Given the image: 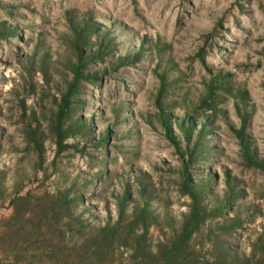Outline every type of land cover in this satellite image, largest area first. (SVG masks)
I'll return each mask as SVG.
<instances>
[{"label":"rangeland","instance_id":"1","mask_svg":"<svg viewBox=\"0 0 264 264\" xmlns=\"http://www.w3.org/2000/svg\"><path fill=\"white\" fill-rule=\"evenodd\" d=\"M86 20L115 45V55L140 52V59L114 70L112 54L88 64L91 71L109 69L97 86L82 83L74 116L92 122L87 132L70 134L65 142L72 146L57 154L49 125L75 61L70 22L81 27ZM11 28L19 38H11ZM210 87L214 114L200 102ZM237 107L248 114L247 131L264 160V0H0V264H74L71 256L59 257L58 232L68 218L50 221L48 210L39 213L51 201L41 195L56 198L69 187L82 197L72 204L73 215L89 226L115 221L126 192L129 213L146 203L155 217L148 230L152 249L178 230L190 202L180 189L186 155L178 130L179 150L166 137L159 109L174 127L211 120L205 136L211 150L188 166L196 186L209 179L207 208L223 199L227 173L239 191L191 244L204 259L225 246L249 256L264 233V170L240 156L229 128L240 124ZM31 127L41 136L42 161L27 139ZM106 130L108 141L97 145ZM26 194L34 196V214L9 225L15 204L20 207L13 200ZM80 238L67 234L66 245ZM127 253L115 248L112 264H126Z\"/></svg>","mask_w":264,"mask_h":264},{"label":"trees","instance_id":"2","mask_svg":"<svg viewBox=\"0 0 264 264\" xmlns=\"http://www.w3.org/2000/svg\"><path fill=\"white\" fill-rule=\"evenodd\" d=\"M73 38L71 39V49L75 55V61L69 63L71 78L66 84V89L61 93L60 98L56 101V110L49 129L54 137L57 154L72 146L67 144L65 139L70 134L76 132L85 133L92 121L89 123L86 117L80 114L74 116V110L81 107L80 92L83 82L96 84L101 83L104 74L109 70L108 67L96 68L90 70L86 68L90 62L103 61L108 55H111V69H117L121 65L135 63L140 59V52L133 55H115V45L109 40L103 39V35L99 34L98 25L89 20L83 22V25L75 26L73 21L70 22ZM92 33H95L96 39H92ZM4 35V33H1ZM11 38H19L16 28L9 29ZM94 40V41H93ZM200 60L203 56L198 53ZM96 88V87H95ZM228 88H225L227 91ZM161 92V90H160ZM213 87H210L206 97L200 102L206 109L214 114L216 110V102L214 99ZM240 124L238 127L229 125L234 134L238 146L239 153L243 162L247 166L257 167L264 170V160L258 158L257 148L254 141L247 131L248 114L240 113ZM158 120L163 128L166 137L179 150V140L177 139L178 130L181 133L184 148L181 150L186 155L184 161L183 177L180 189L190 198L188 210L182 214L181 223L178 230H173L165 241L158 244L154 250L148 242V230L155 220V217L146 203H136L132 206L131 212L127 211L126 200L128 194L125 192L122 197L117 200V218L115 221H107L104 225L94 227L85 224L79 215H73L72 204L82 197L77 193L72 195V187L65 188L60 191L58 197L50 193H44L42 198L50 197V202L40 205L39 213L47 214L49 211L50 221L67 217L69 226L67 229H59V243L63 244L59 249V257L73 258L74 264H112L110 256L114 254L117 247H124L127 253L126 264H264V233H260L251 243V254L249 256H238L233 254L227 246L222 249V254L214 255L211 260L201 258L198 252L191 244L193 234L205 223L206 219L214 215L221 214L223 209L230 206L231 201L238 197L239 191L235 190L236 185H232L230 177L227 173L226 182L227 189L222 200L212 204L210 209L207 208L204 198L207 191V182L203 185H195L191 181V173L188 166L201 158L204 154L211 150L210 143L205 141L207 133L211 132L209 125L211 120L205 119L200 125L191 119L182 120L177 127L173 126L170 114L162 109L157 112ZM90 119H94V116ZM28 141L36 149L40 160H43V148L41 136L34 128H29L26 132ZM109 131L106 130L103 135H99L96 139L97 145H105L108 141ZM144 189H142L143 192ZM34 198L31 194L17 197L19 206L15 204V211L10 218L9 225L14 224L13 221L22 220L24 214H34L35 203L31 201ZM41 215L38 218L40 221ZM31 220V218H29ZM33 223V222H32ZM39 223V222H38ZM37 223V224H38ZM71 224H74L71 226ZM35 230H38L37 228ZM79 241L74 242L73 246H67L65 238L67 234L73 236L80 234ZM48 245V243H46ZM71 250L74 255H71ZM64 251L68 253H64Z\"/></svg>","mask_w":264,"mask_h":264}]
</instances>
